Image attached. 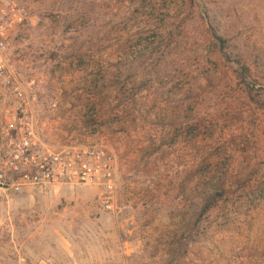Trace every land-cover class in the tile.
<instances>
[{"label":"rangeland","instance_id":"374dc122","mask_svg":"<svg viewBox=\"0 0 264 264\" xmlns=\"http://www.w3.org/2000/svg\"><path fill=\"white\" fill-rule=\"evenodd\" d=\"M20 1L0 116L117 186L0 188V264H264V0Z\"/></svg>","mask_w":264,"mask_h":264},{"label":"built area","instance_id":"2783aa9c","mask_svg":"<svg viewBox=\"0 0 264 264\" xmlns=\"http://www.w3.org/2000/svg\"><path fill=\"white\" fill-rule=\"evenodd\" d=\"M20 0H0V85L10 83L9 49L26 22ZM16 99L23 100L17 88ZM5 113V112H4ZM117 160L101 142L54 145L40 136L35 121L22 104L0 116V188L20 192L57 183L93 184L100 188V202L114 207Z\"/></svg>","mask_w":264,"mask_h":264}]
</instances>
